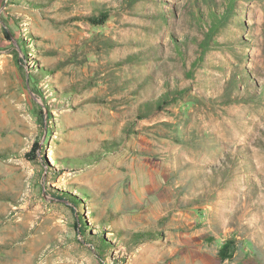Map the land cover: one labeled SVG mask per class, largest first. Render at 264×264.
<instances>
[{
	"label": "rangeland",
	"instance_id": "374dc122",
	"mask_svg": "<svg viewBox=\"0 0 264 264\" xmlns=\"http://www.w3.org/2000/svg\"><path fill=\"white\" fill-rule=\"evenodd\" d=\"M222 1L0 0V264H264V0L197 62Z\"/></svg>",
	"mask_w": 264,
	"mask_h": 264
},
{
	"label": "trees",
	"instance_id": "16d2710c",
	"mask_svg": "<svg viewBox=\"0 0 264 264\" xmlns=\"http://www.w3.org/2000/svg\"><path fill=\"white\" fill-rule=\"evenodd\" d=\"M127 1H130L132 3L135 0H127ZM235 1L236 0H223L221 10L210 7V9H211L210 23L205 22L206 23V25H205L206 31L204 32V37L201 41L198 42V50L199 51H198V57L196 60L197 62L202 60L204 55H206V53L212 47L213 43H215L213 38L216 35V33L218 32L219 28L221 26H224L227 23V21H229V19L231 17H233V11L235 12L234 7H233ZM202 26H204V25H202ZM189 74H191V72H189ZM183 93H184L183 90H177L176 93L174 95H171V96L173 97V99H174V97H180L181 98ZM162 102H163V100H160L159 105H161ZM73 200H75V199L73 198ZM102 242L105 243L104 240ZM221 248H222L221 249V255L225 256L227 254L228 246L226 245V243H224Z\"/></svg>",
	"mask_w": 264,
	"mask_h": 264
}]
</instances>
